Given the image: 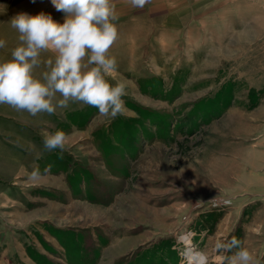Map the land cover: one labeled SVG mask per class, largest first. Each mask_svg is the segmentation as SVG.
<instances>
[{
    "label": "rangeland",
    "instance_id": "374dc122",
    "mask_svg": "<svg viewBox=\"0 0 264 264\" xmlns=\"http://www.w3.org/2000/svg\"><path fill=\"white\" fill-rule=\"evenodd\" d=\"M21 1L0 0V62L20 43L13 16L58 12ZM114 1L105 78L125 85L123 114L71 101L0 113L22 156L0 201V264H190L191 251L225 264L237 249L215 245L232 238L264 264V0ZM57 130L65 149L46 150Z\"/></svg>",
    "mask_w": 264,
    "mask_h": 264
},
{
    "label": "clouds",
    "instance_id": "9594fccd",
    "mask_svg": "<svg viewBox=\"0 0 264 264\" xmlns=\"http://www.w3.org/2000/svg\"><path fill=\"white\" fill-rule=\"evenodd\" d=\"M56 11L65 14L63 23L50 14L18 13L8 22L18 33L19 45L12 49L10 60L0 62V104L17 111L55 114L56 108H67L69 102H82L98 109L101 116L115 118L123 114L125 85L109 83L105 78L116 69L115 58L107 55L118 36V20L111 0H50ZM133 8H144L150 0H128ZM0 39V48L5 47ZM54 53V59L43 61L48 71L42 78L33 75L42 52ZM85 57L87 60L85 61ZM62 97L56 100V94ZM54 101H56L54 103ZM44 148L65 149V133L45 132ZM218 251L232 252L221 257L225 264H254L250 252L232 238L217 242ZM197 255L204 262L207 256Z\"/></svg>",
    "mask_w": 264,
    "mask_h": 264
},
{
    "label": "crops",
    "instance_id": "0c3cea01",
    "mask_svg": "<svg viewBox=\"0 0 264 264\" xmlns=\"http://www.w3.org/2000/svg\"><path fill=\"white\" fill-rule=\"evenodd\" d=\"M45 1V2H44ZM118 1V0H117ZM44 2V3H43ZM113 6H118L115 4L114 0H111ZM19 6L22 8H32L33 11L39 8H48L53 7L50 0H22L19 3ZM35 9V10H34ZM32 11V12H33ZM36 15V14H30ZM53 19L59 23H63L65 19V14L62 12H57V14H50ZM37 69H34L36 71ZM7 104H0V113L5 112L3 110ZM2 111V112H1ZM4 136V135H3ZM16 141H7V139H0V201L5 200L9 196V188L10 184H13V180L19 175L18 173L21 171V153L16 149ZM16 189V188H15ZM2 202V201H1Z\"/></svg>",
    "mask_w": 264,
    "mask_h": 264
},
{
    "label": "built area",
    "instance_id": "2783aa9c",
    "mask_svg": "<svg viewBox=\"0 0 264 264\" xmlns=\"http://www.w3.org/2000/svg\"><path fill=\"white\" fill-rule=\"evenodd\" d=\"M195 259H196V260H195ZM197 259H199V258H198V255L194 256L193 259L188 258L187 261H188L190 264H202V262H200L201 259H200V260H197Z\"/></svg>",
    "mask_w": 264,
    "mask_h": 264
},
{
    "label": "bare ground",
    "instance_id": "6f19581e",
    "mask_svg": "<svg viewBox=\"0 0 264 264\" xmlns=\"http://www.w3.org/2000/svg\"><path fill=\"white\" fill-rule=\"evenodd\" d=\"M197 255V252H194V251H191L190 252V255H189V258L190 259H192L194 256H196ZM200 256L198 255V258H199Z\"/></svg>",
    "mask_w": 264,
    "mask_h": 264
}]
</instances>
